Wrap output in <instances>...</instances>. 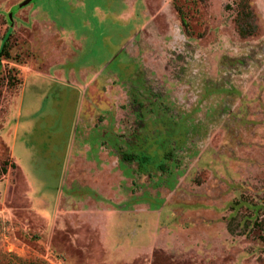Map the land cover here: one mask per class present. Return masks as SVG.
Here are the masks:
<instances>
[{
    "label": "rangeland",
    "instance_id": "1",
    "mask_svg": "<svg viewBox=\"0 0 264 264\" xmlns=\"http://www.w3.org/2000/svg\"><path fill=\"white\" fill-rule=\"evenodd\" d=\"M3 38L0 264H264V0H0Z\"/></svg>",
    "mask_w": 264,
    "mask_h": 264
},
{
    "label": "trees",
    "instance_id": "2",
    "mask_svg": "<svg viewBox=\"0 0 264 264\" xmlns=\"http://www.w3.org/2000/svg\"><path fill=\"white\" fill-rule=\"evenodd\" d=\"M175 8H176V11L178 12V16H179V19H180V22H181V25H182L184 31H185L186 33H189V26H188V23H187L186 18H185V16H184V12H183L182 9H181L179 6H177V5H175ZM240 34H243V32L240 31ZM6 45H7V44H6V42H5V38H3V39H2V45H1V47H0V54H1V52L4 53ZM4 54L7 55V53H4ZM28 264H42V263L30 262V263H28Z\"/></svg>",
    "mask_w": 264,
    "mask_h": 264
}]
</instances>
